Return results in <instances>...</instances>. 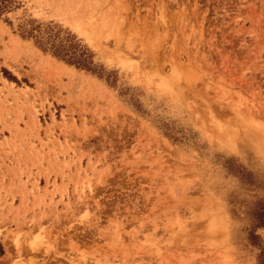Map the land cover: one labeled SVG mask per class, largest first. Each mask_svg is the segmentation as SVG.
I'll list each match as a JSON object with an SVG mask.
<instances>
[{
    "label": "rangeland",
    "instance_id": "rangeland-1",
    "mask_svg": "<svg viewBox=\"0 0 264 264\" xmlns=\"http://www.w3.org/2000/svg\"><path fill=\"white\" fill-rule=\"evenodd\" d=\"M45 2L51 3L49 11L58 17L53 23L61 27V21L82 23L85 36L95 37L97 44L101 37L105 44L110 36L123 37L125 55L131 61L127 63L126 71L132 76H137V66L141 61L149 64L158 61L160 66H165L166 61L168 66L175 62L193 75V84L202 81L203 93L210 91V95L205 98L201 89H197L189 97L173 87L164 74L154 76L151 81L143 80L139 87L156 101V112L175 110L177 115L170 118L167 127L151 125L143 117L133 126L135 114L120 112L116 119L120 101L106 96L94 78L76 74L84 69H76L75 65L57 66L41 60L35 54L12 45V37L5 40L0 34V231L10 235L17 222H39L44 218L49 224L58 226L50 229L41 224L45 227L44 240L52 242L54 250L58 249L57 259H61L63 264H116L117 261L122 264L125 252L121 242L127 233L121 230L126 223L125 217L120 218L117 227L105 216L104 228L111 223L113 230L105 232L103 228H97L88 237L85 247V228L72 220L70 201L79 199L88 189L89 195H96L93 206L103 199L105 204L113 201L123 203L127 211L128 202L139 200L144 203L154 190L158 191L163 184L169 183L165 179L157 186L156 180L166 177L171 169L172 180L183 179L189 199L205 213V219L203 228L196 230L192 240L195 252L182 251L177 247L166 250L158 258L163 264H186L190 260H198L199 264H234L239 261L242 250L239 242L233 240L232 233L225 231L223 226L218 231L211 228L213 221L219 222L221 216L232 219L242 194L236 193L225 199L221 211L215 187L228 177L218 176L202 160L185 164L182 168L170 165L177 148L171 137H178L172 131L176 127L174 121L181 113H186V119L194 127H206L216 137L218 148L239 140L247 142L253 156H258L264 149V127L247 123L249 116L255 114L259 117L264 112V105L259 97H241L231 90L232 73L242 68L244 61L254 67L262 63L264 45L247 32L252 30L259 35L264 0ZM161 2L167 4V15L173 18L168 27L164 21L157 26L158 4ZM245 24L248 29L244 28ZM227 37H231L227 44L229 49L233 40L240 41L235 48L241 55L231 54V66L225 59L229 54L221 57L217 47V44L225 46L223 41ZM249 40L252 41L250 44ZM241 44L246 47L241 48ZM128 50H131L130 54ZM137 56L139 59H135ZM9 60L12 64L4 67ZM217 60L224 66L221 71L228 68V87L221 83V75L208 71ZM251 75L259 84L260 73L253 71ZM111 79V76L107 77V80ZM146 111L151 117L153 110L148 108ZM224 112L229 115L221 118L219 113ZM108 120L119 124L121 131L116 138L121 141L120 153L127 152L130 160H123L121 155L111 152L105 155L103 139L109 132ZM260 123L256 121L257 125ZM101 128L97 138L95 132ZM149 146L155 147L151 160L157 162H149L147 168L151 171L145 174L140 165L131 162L139 159ZM133 150L137 151L134 153ZM117 164L120 171L115 176H101L105 169L115 170ZM138 167H141L139 172L135 171ZM126 168L129 170L125 171ZM192 169L196 171L193 173ZM83 207L84 212H89L87 202ZM255 211L264 214L260 207ZM88 231L92 232V229ZM2 244L3 237L0 236ZM4 247L6 249L7 245ZM12 247L15 249L14 244ZM9 255L5 250L3 256ZM51 255L47 251L31 253L27 257L21 253L20 258L33 264H50Z\"/></svg>",
    "mask_w": 264,
    "mask_h": 264
},
{
    "label": "snow or ice",
    "instance_id": "snow-or-ice-1",
    "mask_svg": "<svg viewBox=\"0 0 264 264\" xmlns=\"http://www.w3.org/2000/svg\"><path fill=\"white\" fill-rule=\"evenodd\" d=\"M51 7V3L45 2V0H16L15 3L9 0L8 7H0V14H2L0 34H3L5 40L12 37V45L35 54L41 60H47L57 66L75 65L76 69H84L83 72L77 71L76 74L94 78L100 83L106 96L120 101V107L115 114L116 119L120 112H124L129 115L135 114L133 126L140 121L141 117L156 127L168 126L170 118L177 115L175 110L168 112L161 110L157 113L156 101L151 95H145L139 87L143 80L151 81L158 74H164L173 87L181 93H186L189 97L193 96L197 89H201V95L205 98L210 95V91L203 93L202 81L198 80L193 84V75L184 71L182 66L175 62L168 66L166 61L165 66H160L158 61H152L150 64L141 61L137 66V76H132L126 71L127 63L131 61L127 60L125 55L123 37L110 36L107 38L106 44L104 38L101 37L100 43L97 44L95 37L85 36V27L82 23L68 24L61 21L63 27L53 23V20L58 17H54L50 13ZM158 7L160 12L157 26L160 21H164L165 27H168L173 19L167 15L168 6L161 2ZM243 7L247 8L248 5ZM260 16L259 35L252 30H249L247 35L256 37L260 40L261 45H264V9H261ZM244 28L248 29V25L245 24ZM229 39L231 37H227L223 41L225 46L221 47L217 44V47L221 57H225L226 53L229 54L225 59L231 66V54L235 53L240 56L241 53L237 52L235 48V44L240 41L233 40V46L229 49L227 47ZM251 42V40L248 41L249 44ZM245 47V44H241V48ZM128 51L130 54L131 50ZM135 59H139V56ZM250 59L251 57L248 58V60ZM261 61L262 63L257 67L247 60L244 61L243 67L232 73L231 90L240 94L241 97L247 96L251 99L259 97L261 104L264 105V54L261 56ZM9 64H12L11 60L7 61L4 67H8ZM12 66L15 67V65ZM141 67H143L142 72L140 71ZM222 67L224 66L217 60L208 71L221 75V83L228 87V68L221 71ZM253 71L260 73L259 84L251 75ZM108 76L112 77L110 81L107 80ZM101 77L105 79L101 80ZM190 106L191 100L189 99ZM148 108L153 110L151 117L147 115L146 109ZM219 115L223 118L229 114L224 112ZM257 120L261 122L258 125L256 124ZM103 123L102 120L101 124ZM107 123L109 132L103 139L105 155L109 152L121 155L119 149L121 141L116 138V134L121 131L120 126L113 120H108ZM174 123L176 127L172 131L177 133L178 137L174 135L171 140L177 145V148L174 150L173 159L169 161V164L182 168L185 164L202 160L213 168L218 176H227L226 181L215 187L221 211L225 199L236 193L243 196L237 205V211L232 214V219L229 220L227 216H221L219 222L213 221L211 230L218 231L223 226L225 231L232 233L233 240L239 242V247L242 250L241 258L234 264H264V214L255 211L257 207H260L264 212V149L258 156H253L247 142L239 140L218 148L219 141L216 137L211 135L206 127H194L192 122L186 119V113H181ZM247 123L264 127V112L259 117H256L255 114L249 116ZM125 125L127 126V117ZM101 131L102 128L95 132L97 138L100 137ZM85 135L88 133L86 132ZM110 139L111 144L109 143ZM135 151L137 150H133L134 153ZM154 155L155 147L149 146L139 159L131 163L140 165L145 170V174H149L151 170L147 168V164L157 162L151 160ZM121 159L130 160V157L127 152H124ZM141 167L136 168L135 171H141ZM128 170V168L125 169V171ZM119 171V164H117L115 170L105 169L101 176H115ZM195 171L192 169L193 173ZM177 175L180 173L177 172ZM165 179L169 183L163 184V187H159L158 191L154 190L146 202L141 203L139 200L128 202L127 211L125 204L115 201L112 204H105L103 199L93 206L92 201L96 199V195H89L88 189L79 199L71 200L72 220L85 228L86 235L83 246L87 247L88 237L93 235L97 228H103L105 232L113 230L111 223L107 228H104L103 218L105 216L109 221H114L117 227H119L120 218L123 216L126 223L121 231H126L127 234L121 242V247L125 252L122 264H163V261L158 257L166 250H175L177 247H180L182 251L195 252L192 240L196 230L203 228L202 221L205 219V213L201 212L198 206L189 199L186 191L187 186L183 179L172 180L171 169L166 177L156 180L157 186L161 185ZM257 188L259 189L258 193L256 192ZM140 200H143V197ZM85 202H87L89 212H84ZM93 207H95L94 213ZM81 213L83 214L81 215ZM41 224L50 229L58 227L41 218L39 222L37 220H33L31 223L17 222L15 230L10 235H4L0 231V236L3 237V244L0 245V264H33L30 260L21 259L20 254L23 253L27 257L31 253L45 251L52 253L50 264H63L61 259H57L58 249L54 250L51 246L52 242L44 240L45 227H41ZM88 229H92V232H89ZM56 234L59 235V232ZM33 235H35V239H33ZM225 243H227L226 240ZM13 244L15 249L12 247ZM4 245H7L6 249ZM5 250L10 254L9 256H3ZM116 264H121V262L117 261ZM186 264H199V261L190 260Z\"/></svg>",
    "mask_w": 264,
    "mask_h": 264
},
{
    "label": "trees",
    "instance_id": "trees-1",
    "mask_svg": "<svg viewBox=\"0 0 264 264\" xmlns=\"http://www.w3.org/2000/svg\"><path fill=\"white\" fill-rule=\"evenodd\" d=\"M9 3V0H0V7H6Z\"/></svg>",
    "mask_w": 264,
    "mask_h": 264
}]
</instances>
